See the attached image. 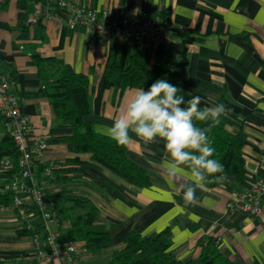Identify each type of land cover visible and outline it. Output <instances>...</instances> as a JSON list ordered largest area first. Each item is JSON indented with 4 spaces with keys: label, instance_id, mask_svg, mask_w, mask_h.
Masks as SVG:
<instances>
[{
    "label": "crops",
    "instance_id": "0c3cea01",
    "mask_svg": "<svg viewBox=\"0 0 264 264\" xmlns=\"http://www.w3.org/2000/svg\"><path fill=\"white\" fill-rule=\"evenodd\" d=\"M96 10L110 9L124 16L145 13L169 24L183 27L192 40L185 47L182 76L192 95L202 98L203 107L224 103V118L232 132L244 133L242 155L244 179L225 175L214 184L197 188V197L207 196L212 206H185L182 198L187 177H170L164 168L168 157L163 142L145 145L133 137L126 146L127 156L150 178L149 187L136 186L91 159L90 153L74 152L62 137L72 128L59 126L40 80L34 53L56 57L70 69L86 75L88 93L95 97L98 82L114 41L89 40L81 30H69L63 19L48 17L53 5L48 0H0V72L10 79L9 92L20 110L29 117L33 132L48 144L46 159L56 164L54 177L45 182L46 194L87 197L97 208L93 231L108 232L111 243L88 250L78 246L77 264H105L124 246V235L138 229L142 235L155 234L167 227L170 250L180 261L199 264V242L218 238L217 249L233 264H264V217L242 212L230 213L226 204L264 177V0H72ZM168 31L163 39L140 43H117L118 55L126 59L138 51L151 67L160 42L181 55L179 32ZM43 86V88H42ZM136 88L103 90L99 108L84 119L93 124H110L118 107ZM0 114V138L7 130ZM36 168H39L36 165ZM6 169L0 160V187ZM69 206L60 199L55 206ZM21 217L11 204L0 205V258L37 264L32 235L20 233L27 224L36 225L43 238L40 219L34 210ZM76 214L83 210L75 209ZM61 216V215H60ZM62 217V216H61ZM62 238L69 228L61 220ZM27 228V227H26ZM30 230V229H28ZM51 264H57L56 260Z\"/></svg>",
    "mask_w": 264,
    "mask_h": 264
},
{
    "label": "trees",
    "instance_id": "16d2710c",
    "mask_svg": "<svg viewBox=\"0 0 264 264\" xmlns=\"http://www.w3.org/2000/svg\"><path fill=\"white\" fill-rule=\"evenodd\" d=\"M170 30L179 32L182 41V50L179 57H175L174 47L171 44L160 42L154 51V61L151 67L142 59L138 51L132 52L128 58L118 55V45L114 41L110 47L108 60L98 82L95 97L88 93V79L86 75L73 72L70 67L56 57H41L38 53L33 58L38 66V73L45 86L47 96L52 105L55 120L59 126H68L72 132L62 137L69 142L74 152L90 153L91 159L113 171L126 181L139 186L149 187L150 178L146 171L127 156L126 146H117L115 142L100 135L91 122L84 117L99 108V101L103 90L117 87L121 91L126 88L144 87L147 89L155 80L167 79L182 89L180 95L185 98L194 96L182 76V65L185 63V45L192 37L177 27ZM203 108L201 103L200 105ZM198 126L207 127L211 146L215 149L214 157L223 165V172L216 174L218 178L210 180L216 183L225 175H230L237 181L244 179V158L242 145L244 133L239 130L232 132L227 128L224 116L220 117L219 124L211 121L199 123ZM17 148L11 135L7 132L0 138V160L8 157L17 163ZM40 169V167L38 168ZM44 182L50 179L42 177ZM53 201V209L60 220L69 223L68 230L62 239L75 240L78 246L88 250L100 249L111 243L108 232L90 230L97 218V208L84 196L47 194ZM13 193L0 187V205L8 206L12 203ZM60 199L69 203V206H55ZM75 209L83 210L76 214ZM62 217H61V216ZM38 225L28 230L24 227L20 233L39 232ZM218 238L208 237L199 242V264H233V262L219 253ZM124 246L112 254L105 264H190L189 261L178 260L172 251L171 232L169 227L152 235L144 236L138 229L127 232L123 237ZM0 264H31L23 260L0 258Z\"/></svg>",
    "mask_w": 264,
    "mask_h": 264
},
{
    "label": "built area",
    "instance_id": "2783aa9c",
    "mask_svg": "<svg viewBox=\"0 0 264 264\" xmlns=\"http://www.w3.org/2000/svg\"><path fill=\"white\" fill-rule=\"evenodd\" d=\"M53 5L48 17L63 19L69 30H81L91 40L115 41L118 43H140L163 39L169 24L147 16L145 13L124 16L110 9L96 10L76 5L72 0H48ZM183 31V27H177ZM10 79L0 72V114L4 127L17 148L16 166L8 157L1 159L6 169L4 189L13 193L11 205L21 217L37 212L43 238L38 233L32 237L37 264H77L78 248L73 240L58 238L61 220L53 209V201L47 196L42 177H54L56 164L46 159L48 144L44 137L33 132L27 115L19 107L18 100L9 92ZM43 88V86H42ZM36 165L40 169L36 168ZM230 213L242 212L252 217H264V177L250 182L235 199L226 204ZM33 229L32 224L26 225Z\"/></svg>",
    "mask_w": 264,
    "mask_h": 264
},
{
    "label": "clouds",
    "instance_id": "9594fccd",
    "mask_svg": "<svg viewBox=\"0 0 264 264\" xmlns=\"http://www.w3.org/2000/svg\"><path fill=\"white\" fill-rule=\"evenodd\" d=\"M182 89L167 79L155 80L147 89L139 87L123 100L110 124H97L96 131L115 142L127 146L133 137L145 145L163 142L167 161L164 168L170 177H187L182 198L185 206H212L209 197H197V188L218 178L223 165L213 158L215 149L211 146L209 129L198 126L211 121L220 123V117L227 115L224 103L201 107L198 95L185 98Z\"/></svg>",
    "mask_w": 264,
    "mask_h": 264
},
{
    "label": "rangeland",
    "instance_id": "374dc122",
    "mask_svg": "<svg viewBox=\"0 0 264 264\" xmlns=\"http://www.w3.org/2000/svg\"><path fill=\"white\" fill-rule=\"evenodd\" d=\"M4 186V185H3Z\"/></svg>",
    "mask_w": 264,
    "mask_h": 264
}]
</instances>
